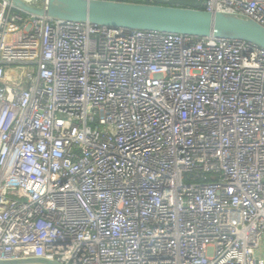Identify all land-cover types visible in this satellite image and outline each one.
I'll use <instances>...</instances> for the list:
<instances>
[{
  "label": "built area",
  "instance_id": "built-area-1",
  "mask_svg": "<svg viewBox=\"0 0 264 264\" xmlns=\"http://www.w3.org/2000/svg\"><path fill=\"white\" fill-rule=\"evenodd\" d=\"M0 264H264V49L0 0Z\"/></svg>",
  "mask_w": 264,
  "mask_h": 264
},
{
  "label": "water",
  "instance_id": "water-1",
  "mask_svg": "<svg viewBox=\"0 0 264 264\" xmlns=\"http://www.w3.org/2000/svg\"><path fill=\"white\" fill-rule=\"evenodd\" d=\"M49 18L124 28L244 40L264 49V28L249 18L202 10L203 0H11ZM32 2H41L33 5ZM32 262L31 260L22 261Z\"/></svg>",
  "mask_w": 264,
  "mask_h": 264
},
{
  "label": "rangeland",
  "instance_id": "rangeland-1",
  "mask_svg": "<svg viewBox=\"0 0 264 264\" xmlns=\"http://www.w3.org/2000/svg\"><path fill=\"white\" fill-rule=\"evenodd\" d=\"M40 3L41 2H32L33 5H41L42 3L41 4Z\"/></svg>",
  "mask_w": 264,
  "mask_h": 264
}]
</instances>
